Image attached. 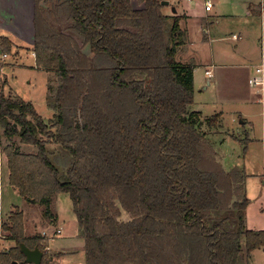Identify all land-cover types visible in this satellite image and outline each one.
Segmentation results:
<instances>
[{"label":"trees","instance_id":"1","mask_svg":"<svg viewBox=\"0 0 264 264\" xmlns=\"http://www.w3.org/2000/svg\"><path fill=\"white\" fill-rule=\"evenodd\" d=\"M161 1L33 0L31 50L55 73L53 113L45 121L31 100L0 89L8 180L48 219L53 195L70 196L85 264H250L264 229L245 226L247 174L225 165L220 114L192 108L194 70L177 60L182 17ZM12 49L0 35V52ZM23 222L15 208L1 224L14 246L0 264H26L20 243L48 264L44 238L26 237Z\"/></svg>","mask_w":264,"mask_h":264},{"label":"rangeland","instance_id":"2","mask_svg":"<svg viewBox=\"0 0 264 264\" xmlns=\"http://www.w3.org/2000/svg\"><path fill=\"white\" fill-rule=\"evenodd\" d=\"M14 1L21 4V9H25L24 5L27 6L28 3V6L32 8L30 0ZM212 1L213 8L208 13H210V17L213 18V30L214 32H217L216 34H219V37H229L228 40H223V43H232V37L230 33H237V30L233 26V22H236L237 19L245 17L243 14L245 0ZM170 2V5H174L178 11H181L183 8L189 7L191 8L192 12L198 14L202 12V9L200 7L201 4H199L198 6L197 4H195L196 2H186L183 0H170ZM3 3L4 0H0V9L4 5ZM134 5L136 6L135 1ZM170 5L164 6L162 12L170 13ZM191 5L193 7H191ZM217 21H219V24H217ZM194 29L195 28H191L192 35L194 33ZM203 33L204 32L202 31V34ZM2 34L3 31L0 30V35ZM220 43L221 41L219 43H213L212 47L214 55H219L218 47ZM29 46V42H20V46H17V49L14 47L15 49L13 48L10 55H2L1 57L0 53V89H2V91L7 95L8 93L13 92L16 96L22 98L23 100H31L44 120L47 121V119L52 116L53 111L49 108H46V88L49 81L54 80L55 73L44 71L36 67L34 63V55L31 53L30 49H28ZM212 47L209 42H203L200 44H197L195 42L192 48L196 50V56H193L194 59H191L192 62L201 65L208 64L209 66L211 64L210 56L212 53ZM82 49L87 55L92 56L88 46H84ZM190 50L191 48H189L188 51ZM223 54L224 53H222L221 55ZM16 55L18 57L19 63L24 64V66L18 68L14 67L13 70L11 69V72L8 71L7 68L4 69V73L10 72L9 74H6L8 75V81L6 83L4 82L5 74H3L2 72L1 66L3 65L4 61H6L7 63H15L16 61H14L13 56ZM177 60L181 61L183 64H186V61H188L186 60V52L185 55L183 53H179V55L177 54ZM208 68L213 71L214 76L209 79L210 83L207 84V77L204 73L205 69L201 67H195V82L193 86L195 87V93L192 108L194 110L200 111L201 113L203 112L202 117L219 113L220 122L226 129L225 126L228 122L231 123V118H234V113L236 110H239L240 107L244 110H249L248 106L251 107V104L247 102L246 99L252 91L249 90L242 73L237 69L232 68L230 65H221L220 67L209 66ZM204 86H207L208 88L205 89ZM259 120L260 114L253 119V121L256 122V125L258 124V122H260ZM236 121L237 124H241L240 118H238ZM242 126V124L239 126L240 131L236 130L234 132L240 138H242L246 132L247 134L248 132L250 134V130L247 127H245V129L243 130L241 128ZM203 129H205V125L203 126ZM255 130L257 133L258 128L256 127ZM224 132H226V135H223L224 140L222 143H218L217 147H219L221 152L225 154V165L231 166L233 162H235V164L238 166H241L243 164L245 165L244 170L247 174L245 180V190L247 191V196L250 200L248 206L246 207L245 226L248 229L253 230L264 229V152L262 150L261 141H255L253 143L251 142L246 144L245 140L235 142L232 139H228L227 135H229V130L228 132L227 130ZM222 134L209 133V136L217 138L222 137ZM3 146L4 143L1 139L0 156L2 159H6V156L3 153ZM245 146L246 150H244ZM22 150L24 152H27L29 149L22 147ZM244 156H246V162L243 161ZM1 158L0 165L2 164ZM3 171L4 166L2 164V166H0V173ZM10 197L13 203L15 202L19 204L21 202V197L15 195H11ZM51 209H55V211L58 213V224L59 226H61L62 232L59 236H57V238L50 240V250L47 249L48 246L45 248L47 259H50V255H52L53 257L51 260H49L48 264H85L84 240L83 237L79 235L77 230L75 229L76 224H74V221L76 223V220L74 219L76 218L74 216V213H72V202L70 196H68L67 193L54 194ZM0 210H2L1 203ZM43 211L44 208L39 204L25 201L24 213L26 214L27 232H31L36 226L38 228L40 225L49 223L48 218ZM53 225H56V223H54ZM1 228L0 249L8 247L11 244V241H9L8 238H5L7 232L2 230ZM74 229L76 231H74ZM51 230L54 233L58 234L56 228L52 227ZM39 234L42 235L41 233ZM44 235L45 239L43 241L46 243V241H48L46 237L47 235ZM248 260L250 261V264H264V249L261 248L253 250Z\"/></svg>","mask_w":264,"mask_h":264},{"label":"crops","instance_id":"3","mask_svg":"<svg viewBox=\"0 0 264 264\" xmlns=\"http://www.w3.org/2000/svg\"><path fill=\"white\" fill-rule=\"evenodd\" d=\"M30 1L32 4V8L28 6L29 4L28 3L27 6L24 5L25 9H21L20 3H16L14 0H4L3 3L4 5L0 9V30L3 31L2 35L6 36L8 39H11V41L13 42V48L15 47L17 49V46H20V42H25V43L29 42L30 46L28 49H30L32 53L31 46L34 42L33 21H32L34 4H33V0ZM210 2L212 3L213 1L211 0ZM195 4H197L198 6L199 4H201L200 5L202 9L201 13L198 14L192 12L191 8L189 7L183 8L181 11H178L177 8L175 7L176 8L175 14L172 13V11L170 13L163 12L166 15L169 14V15H177L182 17L179 22V26L180 29L183 31L184 37H183V43L178 49L177 53L178 55L179 53H183L185 55L186 52V60H188L186 61V63H191L194 70L193 72L194 82H195V71H196L195 67H201L205 69L204 73L205 76L207 77L206 79L207 84L210 83L209 79L214 76L213 71L210 68H208L209 66L220 67L221 65H228V66L230 65L232 68L237 69L242 73L244 80H246V84L249 90L252 91L246 99V101L251 104V107L248 106L249 110H244L243 108L240 107L239 110L235 111L234 118H231V123L228 122L227 125L225 126L226 129L229 130L228 132L229 135L227 136L228 139H232L235 142L243 140L244 137L248 140L247 143L261 141L262 150L264 152V86L262 89L254 90V88H252L248 84V79L255 73L256 66L261 64V62H264V0L244 1L243 14L245 17L237 19L236 22H233V26L237 30V33L235 32L230 33L232 37L231 39L232 43H227V42L223 43L222 41L228 40L229 37L228 36L219 37V34H216L217 32H214L213 30V25H212L213 18L210 17V13H208L212 10L213 3L210 10H205L203 1L200 3L196 2ZM191 7L193 6L191 5ZM217 22H218L217 24H219V21ZM191 28H195L193 35L191 32ZM202 31L204 32L203 34ZM220 41L221 43L218 47L219 55L217 56V54L214 55L212 45L213 43L215 42L219 43ZM195 42L197 44L203 42L210 43L212 47V51H211L212 53L210 56L211 64L209 66L208 64L201 65L192 62L191 59H194L193 56L196 54V50L192 48ZM189 48H191L190 51H188ZM222 53L224 54L221 55ZM2 55L3 53H1V57ZM13 57H14V61L16 62L7 63L6 61H4L3 65L1 66L2 72L6 68L8 69V71L11 72V69L13 70L14 67L18 68L24 66V64L19 63L17 55ZM34 63H35V59H34ZM207 70H210L212 72L211 76L206 74ZM9 73L3 72V74H5L4 82L6 83L8 81V75L6 74ZM204 88L206 89L208 87L204 86ZM259 114H260V120H259L260 122H258V124L256 125V122L253 121V119L257 117V115ZM238 118H240L241 121L240 123L243 125L241 128L244 130L245 127H247L250 130V134L249 132L248 134L246 132L242 138L238 137L234 133L236 130L240 131L239 126L241 124L240 125L237 124L236 121ZM256 127L258 128L257 133L255 130ZM245 158L246 156H244V160H243L244 162H246ZM1 162L4 166V171L0 173V203L2 209L0 210V221L7 224L9 222L10 213L14 211L15 208H18L19 210H21L22 214L24 215L23 227L26 237L31 239L34 236H40L45 239L44 234H46L48 240L46 241L48 246L47 249L50 250L49 247L50 240L57 238V236H59L62 232L61 226H59L58 224V217H57L58 213L55 211V209L54 210L51 209L53 217L48 219L49 222L48 224L40 225L38 228L36 226L33 228L31 232H27L26 214L24 213L25 200L23 197L19 195L17 189L10 185V180H8L9 169L7 168L6 159L1 158ZM2 164L0 166H2ZM232 165H236L235 162H233ZM243 166L245 165L243 164ZM11 195L21 197V202L19 204L15 202L13 203L11 201V197H10ZM74 220H76V223L74 221V224H76L75 229L80 235V230H78V225H77V219ZM54 223H56V225H53ZM52 227L56 228V230L58 229L60 232L58 234L54 233L51 230ZM75 229L74 231H76ZM39 233H41L42 235H40ZM9 241H11V244L8 247H5L6 249L14 246V242L11 239H9ZM52 258H53L52 255H50V260Z\"/></svg>","mask_w":264,"mask_h":264},{"label":"built area","instance_id":"4","mask_svg":"<svg viewBox=\"0 0 264 264\" xmlns=\"http://www.w3.org/2000/svg\"><path fill=\"white\" fill-rule=\"evenodd\" d=\"M183 1H186V2H202L203 1L205 10H210L212 7V3L209 0H183ZM32 54L34 55V52H32ZM3 56H6V54H3ZM263 67H264V62H261V64L256 66L255 73L248 79L249 86L254 88V90L262 89L264 86L263 85L264 84V68ZM206 74L211 76L212 72L210 70H207ZM1 223H2V221H0V225H1ZM0 228H1V226H0ZM56 231L58 233L60 232L58 229ZM3 237H4V235H3ZM5 238H6V236H5Z\"/></svg>","mask_w":264,"mask_h":264},{"label":"water","instance_id":"5","mask_svg":"<svg viewBox=\"0 0 264 264\" xmlns=\"http://www.w3.org/2000/svg\"><path fill=\"white\" fill-rule=\"evenodd\" d=\"M170 0H162L161 4L163 6L170 5ZM171 11L172 13H176L175 6L171 5ZM19 249L24 255V262L26 264H41L43 260L44 252L43 250L39 249L37 246H34L33 248H29L24 243L19 244ZM11 264H17V262H12Z\"/></svg>","mask_w":264,"mask_h":264}]
</instances>
